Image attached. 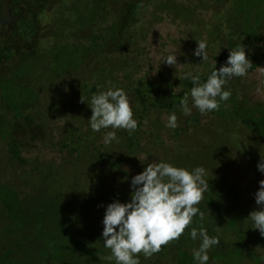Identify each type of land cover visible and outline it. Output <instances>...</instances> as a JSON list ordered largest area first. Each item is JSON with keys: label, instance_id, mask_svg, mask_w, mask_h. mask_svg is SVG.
<instances>
[{"label": "trees", "instance_id": "1", "mask_svg": "<svg viewBox=\"0 0 264 264\" xmlns=\"http://www.w3.org/2000/svg\"><path fill=\"white\" fill-rule=\"evenodd\" d=\"M220 1L223 6L217 12L215 4ZM204 11H209V15L202 17L200 13ZM222 11L224 14L219 13ZM173 13L181 30L175 35H160L156 26L172 25L168 17ZM245 17L243 0H0V153L9 162L23 167L17 177L20 181L27 185L24 173H37L41 187L38 198L28 200L17 214L0 216V244L12 246L14 238L21 236L24 238L20 242L27 252L28 240L34 236L40 246L49 245L46 252L42 247L39 253L35 252L33 259L25 254L20 264H96L93 247L107 256L111 251L104 247V225L99 221L105 209L97 211L99 220L95 224L84 211L75 213L74 203L60 190L52 189L64 179L62 175L68 171L65 167L75 164L69 161L62 167V163L49 157L32 154L33 148H46L48 143H42L41 136L37 137L38 143L32 142L30 136L18 144L11 137L47 119L59 120L58 125L62 119L67 120L71 122L67 129H63V124L68 125L65 121L62 128L59 126L66 133L53 151L54 156L63 150L82 165L80 171L104 163L107 173L123 179L121 164L139 151L138 137L135 138L134 132L128 133L112 154H104L94 144V134H75L74 123L84 104L90 103L93 95L106 91L108 78L116 75L131 97L138 126L146 112L161 109L169 113L176 106L179 109L181 98L186 93L190 96L193 87L191 79L183 78L185 74H199L203 82L214 64L217 69L226 64L230 50L216 51L222 38L236 40L231 50L245 46L251 68L259 61L264 63V25H252L248 28L250 35L242 34ZM147 40L164 48L175 44L182 49L184 61L172 77H166L167 69L158 68L145 56L152 54L145 45ZM201 40L207 44V60L194 54L197 41ZM131 43L137 48L126 51ZM220 107L214 111L218 116L223 113ZM226 113L234 116L232 108ZM192 120L195 124L196 119ZM81 123L84 122L80 120ZM155 126L152 124L150 128L157 132ZM254 134L264 140V131L255 125ZM4 179L12 183L11 178ZM224 188L216 199L203 200L199 206L204 213L203 221L197 214L184 234L172 241L176 248L198 249L201 239L192 240L190 233L193 227L199 230L201 226L210 237L220 240L218 246L210 249L224 243L245 247V240L254 242V247L264 244V236L244 214L241 207L244 203L239 200L234 184ZM223 210L226 216L222 223ZM138 259L142 264L141 258ZM143 262L150 264L147 258ZM11 264L16 263L12 260Z\"/></svg>", "mask_w": 264, "mask_h": 264}, {"label": "rangeland", "instance_id": "2", "mask_svg": "<svg viewBox=\"0 0 264 264\" xmlns=\"http://www.w3.org/2000/svg\"><path fill=\"white\" fill-rule=\"evenodd\" d=\"M221 2L215 4L217 12L223 6ZM243 2H245L246 17L243 18L244 27L241 33L248 36L250 26L264 25V17L261 18L264 12V0H243ZM219 13L224 14V11ZM200 15L206 17L209 15V11L201 12ZM175 16V13L169 15L168 18L172 25L169 24L167 28H163L158 23L156 30H159L160 35L162 33L175 35L181 30L176 24ZM231 23L235 24V21L231 20ZM263 29L259 28V30ZM234 41L236 40L233 37L222 38L217 45L219 49L216 50L217 47H215L213 50L228 53L232 49ZM145 45L152 50L150 56L148 54L145 56L149 57L158 68L165 67L167 69L166 77H172V73L184 61V56H181L183 54L180 53L181 48L178 45L169 44L164 48V45H158L152 40H147ZM134 48H137L134 47V43L128 44L126 51ZM256 54L258 55V53ZM168 55H176L177 64L175 66H170L164 61ZM110 87L123 89L116 75L108 78L107 90ZM224 88L230 90L232 95L227 101H221L223 105L220 107L223 110L221 116L216 115L214 111L201 114L197 108L192 106L190 96V115H184L182 109H178L179 106L169 113L161 109L150 113L146 112L138 126L141 130L134 131L135 138L139 139L140 149L135 152L132 159L121 164L124 172H122L123 179H119L118 174L114 176L107 173L104 163H95L80 171L82 165L76 160L73 161L63 150L59 156H56L58 159L54 156L53 151L58 149L57 146L65 132L60 131L59 126L62 128L65 121L68 125L64 126L63 124V129H67L71 124L67 120L62 119L58 125L59 120L47 119L46 122L43 121L44 123L40 122L37 125L26 127L24 133L14 134L10 140L14 144H18L25 139H30L31 136V141L38 143L37 137L41 136L42 143L48 144L46 148L31 149L32 154L44 156V158L49 157L57 163H62V167L64 164L67 166L69 161L75 164L65 167L68 171L62 175L64 179L54 185L52 189L60 190L65 198L74 203L75 213L84 211L95 224L99 220L96 215L97 211L103 208L106 211L109 203L115 200L130 201L131 178L142 172L147 164L153 161L167 162L190 170L198 166L204 167L205 178L209 180V190L204 193L203 200L216 199V196L222 192L226 185L234 184L240 197L239 200L244 203L241 206L244 214L249 218L250 212L259 207L255 201V193L259 189V181L264 179V172L259 171L257 167L261 155L264 156V140L254 134V125L256 129L264 131V63L259 61L255 67L248 69L247 75L244 77L229 79ZM127 96L130 100V95L127 94ZM228 108H232L233 117L226 116ZM133 112L134 119L138 120L135 117L136 112L134 110ZM173 112L178 117L179 125L175 129L166 126L168 117ZM91 115L90 103L84 104L78 120H75L74 123L75 134H94V144H98V148L104 154H112L116 145L129 132L124 129L114 130L111 128L94 132L89 123ZM193 117L196 119L195 124L192 120ZM80 120L84 123L79 124ZM152 124L156 125L157 132L151 130L150 125ZM113 130L116 131L118 141L113 140L110 144H105L103 142L104 134ZM255 132L257 131L255 130ZM25 152L29 151L25 149ZM8 162L9 159L0 153V216L17 214L20 207L28 200L33 202L35 197L38 198L37 194L41 189L37 173H24L26 185L17 178L23 167L14 162ZM6 176L12 179V183L5 181ZM104 214L105 212L99 221H103ZM245 242L247 243L245 247L230 246L224 243L216 249H209L210 259L207 264H264V244L254 247V242L249 240H245ZM5 244H0V264H11L12 256L17 254L19 247ZM193 250L191 247L176 248L173 242H170L166 246H162L161 251L147 258V262L167 264L173 261L172 263L175 264H184V262L198 264L193 258ZM245 250L246 252L243 253ZM103 254L95 255L96 264H111L110 260L105 259L107 255ZM138 258L144 261L146 257L140 254Z\"/></svg>", "mask_w": 264, "mask_h": 264}, {"label": "clouds", "instance_id": "3", "mask_svg": "<svg viewBox=\"0 0 264 264\" xmlns=\"http://www.w3.org/2000/svg\"><path fill=\"white\" fill-rule=\"evenodd\" d=\"M197 44L194 54L207 60L206 42L201 40ZM164 61L175 66L176 55H168ZM251 67L245 46L240 45L230 50L225 65L219 69L216 64L213 65V71L205 81L201 82L199 74H185L183 78L191 79L193 84L190 90L192 106L201 114L218 110L220 102L227 101L232 95L230 90L224 88L228 80L246 76ZM81 101L85 102L82 96ZM90 107L92 115L89 123L94 132L109 128L124 129L131 135L138 127L129 97L122 88L110 87L93 95ZM180 108L184 115L191 114L188 93L180 100ZM177 121L178 117L173 112L166 126L175 129L179 126ZM114 130L104 134L105 144L118 141ZM257 167L264 172V156L261 155ZM205 177L206 170L202 166L190 170L167 162L148 163L142 172L131 178L130 201L115 200L106 207L102 236L104 247L110 249L111 255L105 259H114L116 264H140V254L150 258L161 251L162 246L179 239L197 214L203 221L204 213L198 205L209 190V180ZM255 201L259 207L251 211L248 217L254 229L264 236V179L259 181ZM190 236L194 241L198 237L201 239L199 248L193 250V258L198 264H207L210 259L208 251L220 244L219 238L210 237L203 226L199 230L193 227Z\"/></svg>", "mask_w": 264, "mask_h": 264}, {"label": "flooded vegetation", "instance_id": "4", "mask_svg": "<svg viewBox=\"0 0 264 264\" xmlns=\"http://www.w3.org/2000/svg\"><path fill=\"white\" fill-rule=\"evenodd\" d=\"M222 191H225V188L222 190ZM224 211V213L222 212V216H223V218H222V223L224 222V220H225V210H223ZM97 227V226H96ZM118 230V229H117ZM223 236H225V235H223ZM24 237H21V236H16L15 238H14V240H15V242H14V244H13V246H16V247H19V251L17 252V254L16 255H13L12 257H13V261H14V263H16V264H20V263H22V260H21V258H23V257H25V254L28 256V257H31L32 256V259L34 258V256H33V254L36 252V253H39V249H41V247L42 248H44V251L46 252L48 249H49V245H47V244H43L42 246H40L39 244H37V243H35V240H33L35 237L34 236H31L30 238H29V240H28V243H27V245H26V247L28 248V251L26 252L24 249V244L23 243H21L20 241L23 239ZM93 239V238H92ZM97 247H99L98 245H97ZM44 251H43V253H44ZM93 253H95V254H97V253H99V251H97L96 250V247H93ZM92 253V254H93ZM142 264H144V262L142 261ZM166 264V263H165ZM167 264H170V263H167Z\"/></svg>", "mask_w": 264, "mask_h": 264}]
</instances>
